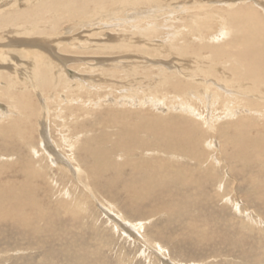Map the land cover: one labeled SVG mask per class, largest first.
<instances>
[{
    "label": "bare ground",
    "instance_id": "obj_1",
    "mask_svg": "<svg viewBox=\"0 0 264 264\" xmlns=\"http://www.w3.org/2000/svg\"><path fill=\"white\" fill-rule=\"evenodd\" d=\"M18 1L12 0V3L4 4L3 2L0 4V40L2 35L5 36L2 33L7 28L10 29L9 32H16L17 35L29 36L27 38L22 36L25 39H21V35L20 39L18 37L15 39L12 36L14 39H10L9 43L3 42L4 38L2 42L5 43L3 46L7 48L10 44L24 47L20 50L31 55L33 72L27 74L20 68L18 70L14 67L18 60L15 61L12 52L11 54L7 51L0 52V59L3 61V64L0 65L2 66V68L0 67V140L4 142L3 150L5 152V154H0V159H4L0 163V176L11 174L9 179L0 181L1 232L21 230L25 233H43L46 231L45 225L47 223H44V226L35 225V219L46 218V215H50L51 212H54L55 217H59L60 214L63 215L62 210L80 208L81 200L75 202L76 200L72 199V202L69 200L66 203L63 202L62 198V200L53 202L52 205L49 203L47 209L39 207L40 205L36 203V200H33L31 193H33L34 185L44 189L49 183L48 170L47 174L42 173L44 170L38 166L40 162L34 160L40 153L44 154L50 165H55V167H59L60 171L65 172V177L68 173L75 176L76 172H86L84 179L90 185V189L95 188L96 181L102 179L108 187L121 186L122 189H118V192L123 191L125 201L129 206H134L138 201L154 198L158 199L157 207L159 206L161 211L167 210L173 205L175 208L178 206L175 201L179 197L178 195L165 197L166 186H180L186 189L187 187L191 188V185L204 187L205 184H212L217 177V172L213 168L215 160H211L210 154L212 152L209 151L210 148L216 147L215 140L225 148L226 152L222 155L229 160V168H231V164L233 166V163L240 161L244 164V168H252V165L255 164L258 166V170H264V130H262L264 129V0H193L188 2L176 0L177 2L173 3L172 1L166 2V0L165 2L162 0ZM98 19L108 20L109 23L113 21H120L121 23H116V26L115 22L114 25L102 22L101 29L116 26V28L112 27L108 30L117 33L105 35V40L98 41V44H94L93 47H88V54L91 52L90 54L99 55L115 50L119 53H128L132 49L137 50L141 47L151 51L150 46L153 45V50H160L158 55L161 58L150 60H153V63L160 62L163 66H168L167 69L169 70L158 67V72L152 73L146 69L143 72H138L135 70L136 68H133L126 70L125 73L131 74L132 72L133 76L145 74L149 77L151 75V81L153 76L157 77L155 81L148 83L147 94L150 100H164L163 94L172 93V98H176L179 104L183 106L187 103L189 107L181 111L183 106L180 111L177 109V113L167 117L160 115L145 117L139 113L138 122H127L122 116L133 115V113L130 109H123L124 106L129 104L136 107L144 105V101L137 97L138 101H131L132 104L128 102L131 98L130 100L127 99L128 101L122 99V102H119V99L109 103L113 101L112 98L109 99V94L102 91V84L99 85L100 83L96 82L97 79L101 78L100 73L110 74L114 80L122 71L105 72L102 70L99 72L100 76L90 74V77H85L78 74L74 77L73 73L68 72L66 74L65 65L63 69L59 66V63L68 60L67 55L63 56L62 53L55 55L53 47L46 42L48 38L47 40L37 37L36 39H28L33 34L44 35L47 30L57 31L64 20L69 21V23L72 20L73 23L87 20L91 24ZM213 23L217 24V27L213 28ZM98 27L101 26L98 25ZM164 38H166L165 43L162 41ZM153 40L160 42L153 43ZM92 42L95 41L92 40ZM53 43H55L54 40ZM164 55L182 59L188 56L193 57L194 68L189 72H192V75L204 76H198L200 77L199 80L195 79L197 76L192 77V75H188L189 73H184L180 66L173 64L170 59L168 60V56L164 57ZM94 59L95 61H92L98 64L106 61V58L101 56ZM72 60H79V58H72ZM23 62L25 61L23 60ZM126 65L124 66L126 67ZM142 66L144 68L143 64ZM6 72L11 73L7 74ZM203 79L204 81H202ZM88 86L95 87L97 94L95 95L91 91L93 88H88ZM36 87H39L43 100L50 102L48 106V103L45 102L41 109L38 102L37 104L34 103L31 93V89L36 90ZM124 94L125 97L133 96L130 93L124 92ZM41 95L38 93L39 103L43 102ZM114 96L116 97V95ZM195 99L203 101L204 104L207 102V104L213 105L212 108L216 105L219 106L220 114L214 116L217 111L215 112L213 109L210 113L214 116L210 115L213 121H211L212 127L209 128L206 121L205 123L201 121L200 116L203 114L199 110V117L197 116V107L190 102V100ZM2 103L6 106H3ZM102 103L107 104L108 111L113 107L122 109L111 115L113 122L123 126L121 130H117L116 135L110 133L113 142H116L114 146L107 144L110 137L106 130H92L90 126L89 129L84 125L88 113L84 107L87 105L99 106ZM157 104L160 103L157 102ZM51 107L55 108H53L54 111L51 110ZM42 109L45 117L52 115L53 118H51L57 120L50 121L52 125L54 124L53 128L41 120L37 144L34 137L36 133L35 120L42 115ZM83 109L85 111H82ZM40 119H42L41 116ZM49 129L56 131L57 138L53 139L54 145L50 143ZM253 130L254 134H251ZM142 131L146 132L145 137L147 138L138 136ZM205 143H207V148L204 146ZM57 147H60L63 154L65 153L69 159L62 158L63 156L61 157L56 150ZM19 149L25 150L26 156L22 159L17 157ZM218 152L215 153L217 157L215 155L214 157L217 162H220L223 158L219 157L221 155ZM36 153L39 154L36 155ZM182 160L194 165L183 163ZM72 163L74 165H71ZM42 164L44 163L41 162ZM124 167L129 172L126 178L121 175L116 178L106 177L109 170L116 171ZM57 179L59 180V178ZM71 179L66 178V180ZM250 179L254 181L252 177ZM34 180L36 183H33ZM51 182L54 186L57 185L56 180L51 179ZM155 186L163 188L159 189ZM217 186L224 189L223 183L219 182ZM50 190L55 191L54 189ZM61 195L68 197L69 192L64 189ZM179 195L186 201L197 198L190 195L189 192ZM53 196L55 195L53 194ZM161 198H163V202L160 200ZM106 205L108 206V204ZM235 207L237 208L236 205ZM70 212L75 215L72 211ZM120 212L117 215L125 218L124 214ZM36 214H38L37 217ZM55 217L51 215L50 220ZM111 217L113 222L127 230L129 225L122 224L120 219L116 216L113 217V214ZM71 218L73 219L74 216ZM127 223L129 224V222ZM135 226L137 230H141L143 227L140 224ZM188 226L191 228L199 227L191 221ZM128 232L130 233V231ZM202 239H204L203 236ZM157 245L159 246L160 242ZM45 248L48 251V247ZM148 248L150 249V247Z\"/></svg>",
    "mask_w": 264,
    "mask_h": 264
},
{
    "label": "rangeland",
    "instance_id": "obj_2",
    "mask_svg": "<svg viewBox=\"0 0 264 264\" xmlns=\"http://www.w3.org/2000/svg\"><path fill=\"white\" fill-rule=\"evenodd\" d=\"M170 1H172L173 3V2H177L178 0L177 1L166 0V2H170ZM185 1L188 2L193 0H185ZM3 2L4 4L12 3V0H0V4L1 3L3 4ZM162 2H165V0H162ZM104 19L101 20L98 19L96 20L97 22L94 21V23L91 22V24L93 25L95 24L94 26L88 23L89 21L87 20H83L84 22L82 21V22H74V23L73 20L70 23L69 21L64 20V23L60 25L61 28L58 27L57 31L51 32L50 30H47L44 33V35L46 34L45 37L44 35L38 33V34L30 35V38L28 39H36L37 37L38 39L47 40L48 38L46 42L53 47V53L55 55L57 53H58L57 55H60L61 53L62 55L64 54L63 56L67 55L68 60H65L64 63H59L60 64L59 66H61L62 69L64 65L66 66V67L64 66L66 74L68 72L73 73L74 77L78 76V74H81L82 76L85 77H90L91 76L90 74H95L97 76L101 75L100 76L101 78H99L100 80L97 79L96 82H98V84L100 83L99 85L102 84L101 87L102 91L109 94L108 97L109 99L112 98L111 100L113 101L109 103L116 102L119 99H120L119 102H122V99L128 101L131 98V100L128 102L132 104L131 101L135 102L137 100V97H140V99L144 101L145 103L144 105L133 107V105L127 104L124 106L123 109H130L133 113V115L128 114L127 116L126 115L122 116V118H124L125 121L127 122H131V123L138 122L139 113L143 114V116L145 117H152L155 115H160L161 117H167V116H171V114L177 113L178 110L180 111V109L183 106L184 107L181 109V111L186 110L189 107V105L187 103H185L187 106L186 105L182 106L181 104H179L176 98H172L171 96L173 95L172 93L163 94L164 100H159V99L150 100L149 95L147 94L148 83L152 82L153 80L155 81V79H157L156 76H153L152 77L153 80L151 81L150 78L151 75L149 77L145 74L144 75L137 74V76H133L132 72L131 74H129L128 72L125 73L126 70H132L133 68H136L135 70H137L138 72L140 71L143 72V70L146 69V71L152 73L158 72L159 68L162 67L167 69L168 66L165 65L163 66L162 63L160 62L153 63L152 62L153 60H150V59L161 58V56L159 57L158 55L160 53V50L159 49L153 50V45L150 46L151 51H147V49L141 47L138 48L137 50L132 49L131 51H128V53L126 52L119 53L117 52V50H115L113 52L109 51L99 55H95L96 53L90 54L91 52H89L88 54L87 52V50H89L88 47H93L96 44H98V41L105 40L106 39L105 35H111V34L115 35L117 33V32L114 33L111 32V30H108V28L109 29L112 27L116 28L117 26L116 23L118 22L121 23V22L113 21L109 23L108 20L102 21ZM102 22L103 23L106 22L107 24L110 25H114L115 22L116 26H112L108 28L105 27L101 29L103 26ZM98 25L101 27H98ZM212 26L213 28H215L217 27V24L213 23ZM9 30L10 29L7 28L5 29V32L3 31L2 33L5 34V36L2 35V39L0 40V49L3 48L4 49L1 50L0 52L7 51L10 54L12 52V56L15 59V61L18 60L16 61V65L14 67L18 68V70L20 68L27 74L29 73L32 74L33 60L30 54H27V52H24V50H20V48L24 49V47L22 46L17 47L14 44L13 45L10 44L8 48L3 46L5 43H9L8 41L10 39H14V38L16 39L17 37L20 39V35H21V39H25L22 36H25L26 38L29 36L23 34L17 35L16 32H9ZM31 36L34 37L32 38ZM53 37L54 38L57 37V38L54 39ZM91 38L93 41H95L94 43L92 42ZM2 40L5 43H3ZM53 40L55 43L52 44ZM162 41L165 43L166 38L162 39ZM63 42L65 43V46ZM91 42L93 43V45L91 44ZM154 42L159 43L160 41L153 40V43ZM11 47H13L14 49ZM85 50L87 53L84 52ZM99 56L106 58V61L104 60L105 62H100L99 64L92 61V60L95 61L94 58H99ZM166 56L168 55H164V57ZM72 58H79V60H72ZM167 58L168 60L170 59V61L173 64H177V66H180V68L182 69L181 71H184V73L186 74L189 73L188 75L190 76L192 75V72H189V70H192L194 68L193 57L188 56L182 59V58H175V56L174 57L168 56ZM23 60L25 62H23ZM0 62H1L0 65H2L3 61L1 59ZM22 63L24 64L22 65ZM95 64L97 68L95 67ZM142 64L144 65V68H142L143 67ZM124 65H126V67ZM0 67L2 68V66ZM103 67L105 69L108 68L109 71L108 69L107 70L102 69ZM102 70H104L105 72H111V70L119 71V72L122 71V72H120L118 78L114 77L115 79L112 80L113 77H111L110 74L104 75L100 73L99 75V72H102ZM6 73L10 74L11 72H6ZM102 76L104 77L102 78ZM194 76L195 77L197 76L195 79L199 80L200 77L198 76L202 77L204 75H200V74L192 75V77ZM102 79H104L103 80L104 82L102 81ZM202 81H204V79ZM103 84L105 85L104 87ZM123 86L124 87L127 86L125 90ZM38 88L36 87V90L32 88L31 93L34 103L37 104L38 102L39 108L41 109L45 105L46 101L43 100V96L41 95V92H39L40 90ZM88 88H93V90L91 91H93L95 95L97 94L95 87L88 86ZM127 90L128 93L133 94V96L125 97L124 92L128 94ZM35 92L40 93L41 100L44 103L43 102L39 103L38 93L36 94ZM114 95H116V97ZM146 99L147 100L149 99L150 102L149 100L147 101ZM157 102L160 104H157ZM190 102H192L197 107V108L195 107L197 110V116L199 115L198 110L205 116V118L203 115L200 116V119L202 118L201 121L202 122L204 121V123L206 121V125L209 128L212 127L213 121L211 118L212 114L210 113L214 110L215 112L217 111L214 114V116L220 114L219 106L216 105V107L212 108L213 105L207 104L206 99H205L206 104H204L203 101L201 102L196 99L190 100ZM46 103H48L47 106L50 104V102H46ZM2 105L6 106L3 103ZM106 105L107 104L102 103L99 106L87 105L86 107H84L88 112L86 116V120L84 121V125H86L87 128H89L90 126L92 130H97V131L106 130V132L109 133L107 134L110 137L109 140L107 141V144L109 143L110 145L112 144V146H114L116 142H113L110 133H115L116 135L117 130H121L123 126L113 122L111 115L121 111L122 109L113 107V109H109L108 111V107ZM51 108H52L51 110L54 111L55 108L54 107ZM85 109H83L82 111H85ZM43 113L44 112L42 109V115H40L42 119H40L39 116L35 120L36 133L34 137L37 144H38L37 140L40 136L38 129H40L41 120L45 121L46 122L45 124L48 125L50 128H53L54 126V124L52 125V122L50 121H54V119L55 121L57 120L56 118L52 119L53 117L51 114L50 115L52 118L45 117ZM36 121L37 123L39 122L38 123L39 125L36 123ZM48 132L50 133L49 135L50 143L54 145L53 139L57 138L56 131L54 129H49ZM251 132H252L251 134H254V130ZM112 135L114 136V134ZM51 136L54 138H52ZM138 136L147 138L145 137L146 136L145 131H142L140 134H138ZM215 144L216 147H213L214 149L210 148L209 151L212 152L210 154L211 160H215L213 164V168L217 172L216 173L217 177L212 182V184L211 185L205 184L204 187L191 185V188L187 187L186 189L185 188L183 189L180 186H173V185L166 186L165 189L167 192L165 197H168L169 195L171 197L172 195H178L179 197H177V199L175 200L178 203V206L175 208V206L173 205L171 208L167 210L163 209L162 211L159 210V206L157 207L158 199H154V198H148L142 201H138L134 206L132 207L129 206V204L125 201V194L123 193V191H120V193L118 192V189H122V187L119 185L108 187V185H106L102 179L96 181L97 184L95 188L90 189L89 187L90 185L87 184L88 182L86 181V179H84L85 178L84 173L86 174V172L84 173L76 172L75 174L76 177L72 176L71 173L70 174L68 173L69 175L66 173L67 175L65 174L66 175L65 177L64 176L65 172L60 171L59 167L57 166L55 167V165H50L48 163V160L45 159L44 154L36 153V155L38 154L39 155L36 156L35 157L36 159L34 160L40 162L38 166L40 169L42 168L44 170L42 171V173H46L48 170L47 173L49 174V176L46 175L47 173L45 174L49 180L47 188L45 186L44 189H42L41 187L34 185V188L32 190L33 193H31L33 195V200H36V203L40 205L39 207H43L47 209L49 208L48 207L49 203L52 205L53 202L62 200V198H63V202L66 203L69 202V200L70 202H72V199H75L76 200L75 202L81 200L83 203L80 202V208H72L66 211L62 210L63 215L60 214L59 216L60 218L55 217V215L53 214L54 212H51L50 215H46L47 216L46 218L35 219L34 222L35 225L44 226V223L48 224L45 225L46 231L43 233H37V234H33L29 232L25 233V232H21V230L15 232L9 230L5 232L0 231V264H73V263L74 264H184V263L185 264L188 263L189 264H264V170L262 171L258 170L257 169L258 166H256L255 164L252 165L253 169L252 168L247 169V167L244 168V164L240 161L233 163V166L231 164V168H229L230 166L228 162L229 160L222 155L223 153L225 154L226 152L225 148L222 147L221 144L216 140H215ZM3 145L4 142L0 140V154H5L3 150L4 147ZM204 146L207 148L208 147L207 143H205ZM56 150L61 157L63 156L62 158H66L67 160L68 158L67 155L65 153L63 154V151L61 150L60 147H57ZM22 151L21 149H19L17 153L18 159H22L24 156H26L25 150ZM216 151L217 152L219 151L218 153H220L221 156L219 155L218 156L220 158H223L221 159L220 162H217L216 158L214 157V155L217 157V155L215 154ZM37 157L40 158V160L44 159L43 160L44 162L42 160L41 161L38 160ZM115 157H118V155H115ZM117 159L120 160V158ZM1 161H4V159H0V163ZM41 162L44 164L41 165ZM182 162L188 163V161L186 162V160H182ZM188 164L191 166L194 165L193 163H188ZM71 165L74 164L72 163ZM49 167L50 169H48ZM128 173L129 172L127 168L124 167L116 171L109 170V172L106 174V177L116 178L121 175L126 178L128 176ZM83 175L84 177H82ZM46 176L43 175V177L45 178ZM8 177H11V174H6V176L3 175V177L0 178V181L9 179ZM251 177L252 179H254V181H251L250 179ZM57 178H59V180ZM66 178L67 179L72 178L71 179L72 181L66 180ZM51 179L56 180L57 182L56 186L53 185ZM58 182L60 183V185ZM219 182L223 183L224 189L220 188V186H217ZM33 183H36V180H34ZM72 183L73 184L76 183V184L73 185ZM81 183H83L84 185H82ZM49 188L54 189L55 191L53 192ZM157 188L160 189L163 187H157ZM64 189L69 192V195H67L68 197L61 195L62 190ZM185 192H189L190 195L197 198L188 200L189 201L188 202L182 199V197L179 195ZM52 193L55 196H53ZM64 198L67 199L68 201L65 200ZM162 199L163 198H161L160 200L162 201ZM106 204H108V206ZM77 205L79 206V203H77ZM235 205L237 206V208L235 207ZM238 209H240L239 212ZM70 211H72L75 215H72ZM119 211L122 212V213L120 212L121 214H124L123 216L125 218H121L117 215ZM110 212L113 214V217L116 216L118 219H120L122 224L126 223V225H129L127 226L128 227L127 230L121 226H118L119 224L113 222V218L111 217L112 214ZM51 215L55 217L52 220H50ZM37 216L38 214H36V217ZM72 216H74V218L76 219L74 218L72 219L71 218ZM190 221L194 222L199 227L191 228V226H188V223ZM127 222H129V224ZM138 224L143 226L141 227V230L140 229L137 230L135 228L136 227L135 225ZM128 231H130V233ZM132 235H134L135 238L133 236L132 239ZM202 236L206 241L202 239ZM149 240H151L152 242L150 241L151 242L150 243ZM144 241L145 242L148 241V242L145 243ZM156 241L160 242V245L162 247L160 245L158 246L157 245L158 242L156 243ZM45 247H48V251H46L47 248ZM148 247H150V249ZM158 253L161 257L158 255Z\"/></svg>",
    "mask_w": 264,
    "mask_h": 264
}]
</instances>
